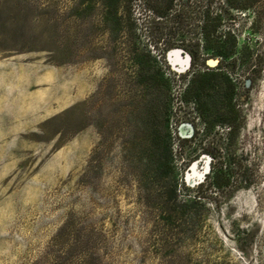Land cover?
I'll use <instances>...</instances> for the list:
<instances>
[{
  "label": "rangeland",
  "instance_id": "rangeland-1",
  "mask_svg": "<svg viewBox=\"0 0 264 264\" xmlns=\"http://www.w3.org/2000/svg\"><path fill=\"white\" fill-rule=\"evenodd\" d=\"M132 3L120 30L116 0H0V264H264V15L234 27L228 132L217 90L192 102L191 57ZM133 44L171 79L168 103L138 82ZM166 133L185 213L162 197Z\"/></svg>",
  "mask_w": 264,
  "mask_h": 264
},
{
  "label": "trees",
  "instance_id": "trees-1",
  "mask_svg": "<svg viewBox=\"0 0 264 264\" xmlns=\"http://www.w3.org/2000/svg\"><path fill=\"white\" fill-rule=\"evenodd\" d=\"M118 9L117 22L123 30L127 22L131 29L139 18L134 17L132 7L136 2L140 7L142 25L153 39H164V50L181 49L191 57V78L185 88L194 104L203 99L206 91L214 88L220 95L218 105V124L233 131L239 110L234 100L235 84L229 68L236 63L238 41L235 24L247 12L252 11L261 18L264 15V0H116ZM126 7V9H124ZM264 18V17H262ZM124 32V31H122ZM125 33V32H124ZM158 42V41H156ZM131 51L136 56V64L141 67L138 82L153 86L166 95L167 103L171 96V79L164 77L157 57L149 55L145 64L139 55V48L133 44ZM156 48V47H155ZM201 58L217 60L216 66H205L200 71L197 62ZM187 102V101H186ZM170 134L156 136L154 149L160 155L156 157V166L166 181L167 189L163 192L164 203L170 213L186 211V201L179 200L177 181L173 176L174 164L170 157ZM228 140V138H227ZM220 173V172H219ZM217 169L211 171L212 177L221 178ZM215 179V178H214ZM247 180V179H246ZM228 183V181H227ZM214 184H218L217 181ZM250 183L246 184L249 186ZM185 213V212H184Z\"/></svg>",
  "mask_w": 264,
  "mask_h": 264
},
{
  "label": "bare ground",
  "instance_id": "bare-ground-1",
  "mask_svg": "<svg viewBox=\"0 0 264 264\" xmlns=\"http://www.w3.org/2000/svg\"><path fill=\"white\" fill-rule=\"evenodd\" d=\"M173 53L176 54V55H178L179 51H174Z\"/></svg>",
  "mask_w": 264,
  "mask_h": 264
}]
</instances>
